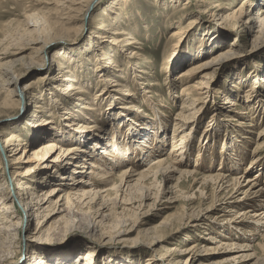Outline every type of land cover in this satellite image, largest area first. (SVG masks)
<instances>
[{
	"label": "rangeland",
	"instance_id": "obj_1",
	"mask_svg": "<svg viewBox=\"0 0 264 264\" xmlns=\"http://www.w3.org/2000/svg\"><path fill=\"white\" fill-rule=\"evenodd\" d=\"M184 1L186 0H102L83 19L80 9L76 10L79 8L78 2L70 5L65 0H0V69L3 66L9 71L14 69L20 80L17 89H13V86L10 87L11 90H14L13 94H10L11 96H8L0 83V132L18 134L26 146L45 141L48 137L53 136L51 131L58 128L65 131L60 137L64 139L67 146H71L78 142V136L74 133L79 130L72 129L73 126L70 124L74 122V124L80 123L86 134L97 131L95 136L99 135L98 140L112 146L115 140L112 137L113 133H118L117 129H119L124 134L126 128L123 125L133 122L132 119H126L129 113L118 115L119 108L124 103L123 94L132 93L134 95V97H130L133 104L128 107L130 110L138 108L141 115L144 114L149 118L148 122L155 118L152 117L148 107L143 104V101L150 95L162 105L158 104L157 108L161 109L162 118L165 119V131L164 134L162 133L164 152L158 154L160 150L156 149L152 153L154 156L136 159V170L146 168L154 158L167 153V149L170 147L175 129L174 118L180 111L179 103H174L181 88V84L175 81L177 75L232 48V56L221 60L212 69L203 70L200 74L193 73L188 77L187 83L192 84L197 80H202V75L207 73L209 78L204 83H208L210 80L209 86L212 91L203 102L198 104L200 110L197 108L190 115L197 121L196 128L188 132L186 143H188L187 149L190 151H186L185 155L191 166L198 164L197 172L199 174L206 175L209 168H211L210 172H214L220 167L222 169V165L228 166L229 164L234 167H230L232 170L229 171H221L225 175L232 177L234 173H245L244 176L248 179L258 175L256 179L264 184V151L255 157L256 163L253 161L254 163L251 164L250 161L251 157H254L252 151L255 146L264 142V135H260V133L264 134V37L255 39L258 30L257 24L248 34L241 33L239 30L232 31L207 8H203L204 12H202L194 9L193 4H189L186 13L174 15L173 11L176 6L185 4ZM220 1L224 4H231V9H235L241 0ZM69 6L73 7L72 10L67 9ZM33 11L45 13L49 24L51 22L50 25L54 26L55 34L63 32L59 35V39L51 45L48 55H42L45 64L54 61L51 62V69L48 71L39 67L24 70L21 66L16 65L15 68V66H11L12 64H8L9 61L20 56H24L28 60L32 58L34 64L40 62L41 54L34 55L32 53L31 48H36L34 45L28 46L30 48L23 50L21 55L15 54L17 43L26 44L30 40L28 31L24 28L23 16ZM72 16L77 20L72 21ZM83 20L89 21L90 26L84 25L81 28L83 32L81 30L82 33L79 34L77 29ZM99 23H103L110 32L118 29L116 26H120V29H123L131 35V39H134L130 41V43L134 42L132 46H128L130 49L125 48V50L129 49L133 52L120 53V58L124 56L123 59L125 63L127 62V68L123 72H114L111 71V68L107 71L105 66H102L100 60L103 58V47H109V45L94 37ZM178 26H181L180 30L177 29ZM104 36L106 40L110 37V35ZM125 38L127 37L121 36V39ZM123 45L114 47L116 54L124 48ZM134 53H137L138 56L133 57ZM174 53L182 55L178 60L180 64L178 63L177 67H174L172 61ZM129 56L132 59L125 58ZM148 62L151 64L147 71L148 75H143L141 71L147 70ZM58 64L62 67L61 70L58 69ZM167 64H171V68L168 65L169 72L168 68L165 70ZM65 69L69 73H64ZM61 75L74 80L73 85L80 84L85 87L83 90L77 91H81L80 94L83 96H89L87 101L99 109L100 113L87 110L81 112L80 107L75 105L74 98L67 97L56 90L61 85L71 84L69 81L61 82L60 79H56ZM137 76L141 78L138 79ZM123 83L125 85L122 87ZM150 83L153 85L150 86ZM20 90L28 92L25 98L18 95ZM125 90L129 91L125 92ZM216 93H220L223 97L216 98ZM259 94L262 96L259 97ZM224 97L239 103L241 108L237 107L238 110H235L234 114L232 111L228 112L231 108L229 104H226L227 102L225 103ZM12 101L13 103L10 105L9 103ZM77 104L84 103L77 102ZM239 112L248 114L242 117ZM71 113H73V118L70 117ZM116 114L117 118L111 123L109 120ZM240 117L244 118V121H241ZM120 120L123 121L122 124H119ZM239 122H242L241 127L237 126ZM204 130L209 131L210 135L204 136ZM103 131L106 134L103 135ZM176 135L178 136V133ZM0 137L3 138L2 135ZM33 149L34 147H30L31 151ZM17 153L19 154L16 157L22 155L23 149ZM2 157L4 156L2 155ZM120 158L113 159L122 165L112 171V182H115L119 172L128 166V163L121 162ZM26 160V158L23 159L20 162L21 165L17 164L19 166L16 165V169L24 171L31 166L30 163L25 162ZM230 161L233 162L232 165ZM109 163L112 162L109 161ZM52 165L50 164V167ZM50 167L45 171L49 172L47 175H53L55 178L44 192L52 187L58 186L59 188V186L65 185L59 192V194H64L71 182L69 179L60 180V174H62L60 167ZM67 167L70 169V166ZM89 168V166L85 167L83 173H88ZM10 172L12 171H9V174ZM1 173L2 176H7L9 179L6 168L5 172L1 171ZM177 176L178 174L175 175V177ZM181 184L182 189L187 191L188 183ZM196 194L195 200L190 202L192 205L186 207L188 210L184 211V213L187 212V215L184 218L175 217L165 231V234L169 232L170 234L165 238L163 236L162 242L157 246L150 247V242L155 237L153 233L144 232L159 224L167 213L177 212L182 215L181 206H186L187 203L179 201L173 209L161 211L158 209L160 207L158 202L153 204V199H151L146 201L144 207L139 211L134 210L135 215L133 216L129 212L124 215H115V212L119 213L120 211L117 210L118 206L113 205L114 196H112L108 202V209L111 208L112 214L104 220L107 223L104 227L92 229L93 224L88 223L89 216L94 214L95 205L81 209V212L77 213L74 218V226H70L68 229L61 226L50 233L51 237H45V234L38 235L35 231L36 221L34 220L31 227L25 229L24 221L21 232L14 237L15 239L12 236L0 238V264L7 258H10V264H35L36 260L43 259L48 264H84L82 259L87 254L91 255V264H160L158 257L163 253L164 247L185 249L194 244L196 239L206 238V235L202 234L204 232L201 230L202 228L196 231L185 225L187 219L191 217V213H198L209 203V201H202L197 192ZM210 213L213 217L226 216V213L219 209ZM70 215L72 216V213ZM222 218L224 217L217 220L220 224H213V232L218 240H222V236H227L234 239L235 243L242 240L248 243L245 231H252L255 228L234 230L233 227L221 223ZM127 231L131 232L127 233ZM201 231L203 232L201 233ZM213 232L212 234H214ZM234 236L245 239L240 240ZM257 242L258 238L250 242L255 251ZM204 244L213 246L208 241H205ZM241 253L243 252L223 251L201 256V258L209 257V261H205L211 262ZM185 258L186 256H183V259ZM254 261L253 259L237 264H252ZM193 264H197V262Z\"/></svg>",
	"mask_w": 264,
	"mask_h": 264
},
{
	"label": "bare ground",
	"instance_id": "obj_2",
	"mask_svg": "<svg viewBox=\"0 0 264 264\" xmlns=\"http://www.w3.org/2000/svg\"><path fill=\"white\" fill-rule=\"evenodd\" d=\"M65 1L66 3H70V5L78 2L77 5L79 8H76V10L80 9V15H82L83 19H85V15L92 12L93 8H96L100 2H102V0ZM184 2L185 4L176 6V9L173 11L174 15L184 13L189 8V4H193L194 9L196 8L197 10L202 11L207 8L210 13L220 18L226 26L232 29V31L239 30L241 33L248 34L253 30L254 25L257 24L258 30L255 39L264 37V0H241L240 4L235 9H231V4H224L220 0H186ZM68 8L72 10L73 7L71 8V6H69L67 9ZM42 13L41 11H33L27 15L24 14L26 15L23 16L24 28L28 31L30 40H28L26 44L17 43V46H15V54L17 56L21 55L23 50L29 49L30 47L28 46H36V48L34 47L31 49L34 55L41 54L39 58L40 65H38L39 63L34 64L32 58L28 60L24 56H20L8 62V64H12V67L15 66L16 68V65H18L23 67L24 70L34 67H39L46 71L51 69V62L54 61L52 60L50 63L45 64L42 55H48L51 45L54 44V41L59 39V35L63 32L55 34L56 31H54V26L50 25L51 22L49 24L46 18L47 16H45V13ZM71 20H77V18L72 16ZM84 25L90 26V22H85L83 20L79 24L77 33L80 34L83 32L81 28H83ZM116 27H118V29L110 32L103 23H99L96 27L97 32H95L96 34L94 37L109 45V47H103V58L100 60L102 66H105L107 71L111 68V71L123 72V70L127 68V62L125 63L123 59L124 56L120 58V53H128L127 51L132 53L133 51L129 50L130 48L128 46H132L134 42L130 43V41L134 39H131L130 34L120 29V26ZM177 29L180 30L181 26H178ZM104 35H110L109 39L106 40ZM121 36H126L127 38L123 40ZM121 44H124V48L116 54L114 47ZM127 47L129 49L125 50ZM232 54L233 49L229 48L213 56L210 60L195 65L194 68L192 67L189 70L182 71L177 75L175 81L181 84V88L179 89L178 97L174 103H179L180 111L174 118L175 129L173 128L172 141L170 142V147L167 149V153L154 158L146 168L136 170V159L140 157L150 158L154 156L152 153L156 149L160 150L158 154L164 152V138L162 137V133L164 134L165 131V119L162 118L163 114L161 109L157 108L160 102L154 100L150 95L143 101V104L148 107V110L152 113V117L155 118L153 121L148 122L147 120H149V118L144 114V116L141 115L140 111L137 110L138 108L130 110V107H128L133 104L130 97H134V95L132 93L123 94L124 103L120 106L118 115L120 114L121 116L129 113L126 119H132L133 122L123 125L126 128L124 134H122L123 132L121 133L119 129H117L118 133H113L112 137H114L116 141L114 140L115 144L113 143L112 146L99 141V135L95 136L97 131H91L92 134H90L91 132L86 134L84 132V127L80 123L74 124V122L70 124L73 126L72 129L79 130L76 133L72 131L78 136V142L71 146H67L64 139L60 137L65 131L58 128L53 129L51 131L53 136L48 137L45 141L26 146L21 136L18 134L14 132L10 133L9 131V133L1 131L0 136L2 135L3 140L0 137V238L12 236V238L15 239L14 237L21 232L23 222L25 221V229H28L31 227L33 220L36 221L35 231H37L38 235L45 234V237H51L50 233L59 229L61 226L65 229L74 226V218L77 216V213L81 212V209L92 205H95L93 208L95 211L94 214L92 213L93 215L89 216L90 221L88 223L93 224V227H91L92 229L94 227H104L107 224L104 220L108 218L107 216L112 214L111 208L108 209V202L111 200L112 196H114L113 205L118 206L117 210L120 211L119 213L115 212V215H124L129 212V214L133 216L135 215L134 210L139 211V209L144 207L146 201L151 199H153V204L158 202L160 206H158V209L161 211L173 209L175 204L179 201L187 203L186 206H181L183 211L182 215L177 212V214L175 212L167 213L159 224L152 226L144 232L153 233L155 237L152 238L150 247L157 246L162 242L163 236L165 238L170 234V232L165 234V231L168 229L171 222L174 221L175 217L181 216V218H184V216L187 215V212L184 213V211L188 210L186 207L192 205L190 202L195 200L197 192L199 198H202V201H209V203L203 210L198 211V213L194 212L191 213L192 215L189 214L191 217L187 219V222L185 221V225H188L196 231L202 228L201 230H204V232L201 231V233L203 232L202 234L206 235V238L196 239L194 244L185 249L164 247L163 253L158 257L160 264H193L195 262H197V264H237L238 262H249L253 259L255 261L252 264H264V184L256 179L258 175L252 176L251 179L246 178L244 176L245 173H234L232 177L230 175H225V173L222 172L232 170L230 167H234L232 161H230L232 166L229 164V167L227 165H222V169L220 167V169H216L217 171H211L212 173L210 172L211 168H209V173L207 172L206 175L199 174V172H197L198 164L191 166L189 162H187V156L185 155L186 151H190L187 149L188 143H186L188 138L187 135H189L188 132L196 128L195 123L197 121L190 115L198 108V104L203 102L212 91V88L209 86L210 80L208 83H204V81L209 78L207 73L202 75V80H197L192 84L187 83L188 77L193 73L200 74L203 70L212 69L218 62L232 56ZM137 56L138 54L134 53L133 57ZM181 56L182 55L177 53H174L172 56L174 67L179 66L178 63L180 64V62H178V60ZM125 58L132 59L130 56ZM168 65L169 64L166 65L165 70L168 68L167 70L169 72ZM58 66V69L61 70L62 67L59 64ZM150 67L151 64L148 62L146 67L147 70H142L141 74L148 75L147 71ZM64 71V73H69L66 69ZM136 78L139 79L141 77L137 76ZM56 79H60L61 82H71L69 85H61L62 88L58 86L59 88L56 90L65 94L67 97L74 98L76 101L75 105L80 107L81 112L87 110L100 113L99 109L93 107L91 103L87 101L89 96H83V94H80L81 91H77L83 90L85 87L80 84L73 85L72 82L74 80H70L68 76L61 75L56 77ZM19 81V77L14 69L9 71L4 69V66L1 67L0 83L8 96H11L10 94L14 92L10 87L13 86V89H17ZM170 83L173 82L170 81ZM124 85L123 83L122 87ZM152 85L153 84L150 83V86ZM127 91L129 90H125V92ZM18 93L22 98H25L28 92L20 90ZM260 94L258 95L259 97L262 96ZM125 96L128 97L126 98ZM215 96L218 98L221 94L216 93ZM224 99L225 103L227 102L226 104H229L231 108L228 112L232 111L234 114L235 110H238L237 107H239V109L241 108L239 103L229 100L228 97H224ZM77 102H83L84 104L78 105ZM12 103L13 101L9 104L12 105ZM9 104L4 103L6 106H9ZM159 105L162 106L161 104ZM198 110H200V108H198ZM239 113L242 117L248 114L247 112ZM70 117L73 118V113H71ZM116 118L117 114L109 121L112 123ZM240 119L244 121V118L240 117ZM122 122L123 121L120 120L119 124H122ZM138 122H141L139 126H137L139 124ZM241 123L242 122H239L237 126L241 127ZM18 125L20 126L21 124L19 123ZM90 128L92 129L93 127ZM204 131V136L207 137L210 135L209 131ZM176 133H178V136ZM102 134H106L105 131H103ZM120 134H122V136H120ZM69 135L71 134L69 133ZM260 135L263 136L264 134L260 133ZM21 146L25 147L22 148ZM30 147H34V149L31 151ZM21 149H23V154L16 157L19 154L17 152L21 151ZM262 151H264V142L257 144L252 151L254 157H251V164L255 162V157L258 153ZM2 155L4 157H2ZM22 156H24L23 159H27L25 162L30 163L31 166L24 169V171H19L16 168L19 166L17 164L21 165L20 162L23 160ZM116 157H121L120 161H125L128 163V166L123 168L115 178L116 181L112 182V171L122 165V163L119 164L113 160ZM109 161L112 163H109ZM50 164H53L52 167H50ZM55 166L60 167L62 170L60 180L69 179L71 182L70 185H68V190L64 194H59V192H61L62 187L65 185H61L59 188L58 186L52 187L44 192L52 183L53 178H55L53 175H51L52 177L47 175L49 172L45 170L46 168L49 169V167L53 168ZM67 166H70V169H68ZM87 166L90 167L88 173H83L84 168H87ZM5 168L8 170V174L9 171H12L9 174V179L7 176H2L1 171L5 172ZM177 174L178 176L175 177ZM185 182L188 183L186 187V189H188L187 191H184L181 186V183ZM75 209L76 212L74 213ZM88 209L91 210L90 208ZM215 209L223 211L226 213V216H211L210 212ZM64 213L66 214L64 215ZM71 213L72 216L70 215ZM220 217H224L221 219V223L229 225L228 227H233L234 230L255 228V230L252 231H245L248 243L242 240L245 239L244 237L240 238L237 236H234V238L242 241L235 243L234 239L232 240L231 237L227 236H222L223 239L218 240L213 232V224H220L219 221H217ZM124 232L126 233V231ZM129 232L131 231H127V233ZM212 232L214 234H212ZM139 234L141 233L139 232ZM257 238L258 242L255 245V251L253 246L250 245V242H253ZM205 241L210 242L213 246H205ZM223 251H238L243 253L227 256L222 260L211 262H208L209 257L201 258V256H208ZM183 256H186V258L183 259ZM82 260L85 262L84 264H86V262L87 264H91V255L87 254ZM34 263L48 264L45 259L36 260ZM2 264H10V258L2 261Z\"/></svg>",
	"mask_w": 264,
	"mask_h": 264
}]
</instances>
